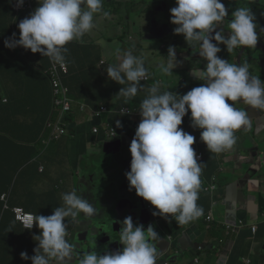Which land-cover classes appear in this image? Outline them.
Listing matches in <instances>:
<instances>
[{
	"label": "crops",
	"instance_id": "crops-1",
	"mask_svg": "<svg viewBox=\"0 0 264 264\" xmlns=\"http://www.w3.org/2000/svg\"><path fill=\"white\" fill-rule=\"evenodd\" d=\"M8 1L13 2L0 0V97L6 98L3 105L0 104V264H31L30 259L22 260L20 253L27 252L31 257L37 247L38 242L33 237L40 234V229L35 224L28 229L29 224L20 222L14 209L21 208L31 215H51L55 208L63 205V193L75 190L83 196L85 185L89 186L87 191L94 200L95 215L80 213L75 220L69 217L65 221L68 223L66 239L78 250L92 251L95 248L103 254L106 249L112 251L113 246L116 250L122 249L119 242L121 222L131 215L134 224H143L146 230L151 223L160 234L158 264L167 261L170 264H264L263 180L256 174L247 186L245 183L236 185L227 176V171L238 159V152L235 153V148L224 153L207 151L206 145L200 141L201 130L190 126V112L184 117L181 127L196 137L193 147L203 163L197 201L203 215L185 225L153 217L151 213L155 209L149 208L148 202L137 197L134 190H129L125 176L130 171L129 148L141 119L140 104L148 89L158 85L160 92L167 90L183 95L194 88L169 82L155 74L154 79L148 77V82L141 81L143 90L125 102L123 97L117 96L125 85H118L107 77V66L120 63L119 58L129 50L134 51L140 40L147 45L152 42L150 39L142 40L134 32V23L142 17L138 27L140 31H144L146 25L151 24L153 28L157 24L150 17L155 0L149 8L135 7L134 13L130 9H122L127 6L126 2L110 0L105 11L108 16L105 17L104 12L97 13L94 16L95 27L81 39L67 45L65 64L68 72L65 76L60 74V90L64 99L71 100L72 109L65 119L59 118V113L54 111L58 97L47 75L53 66L58 70L60 66L39 53L33 54L22 47L10 50L4 46V41L13 33L19 38L18 24L39 6L37 0L33 10L17 14ZM141 2L145 3L138 0V4ZM222 2L229 11L226 20L231 19V12L238 7H248L253 11L258 24L259 45L264 40V30H261L264 29V0ZM109 20L113 25L118 24L112 31L123 28L113 33V38H107L102 31ZM164 25H170L165 18ZM171 26L174 29L175 26ZM217 29L225 34L230 32L226 22L217 25ZM117 35H120V42L128 38L118 55L114 49L109 51L103 47L114 43ZM156 36L159 43L156 59L165 63V51L169 46L178 47L180 43L171 32H157ZM179 40L186 47L184 57L187 55L195 61L194 66L203 68L206 61L198 53L193 54L192 45L183 35H179ZM84 44H95L97 50L90 53L84 49ZM220 47L222 51L218 55L234 64H244L255 50L241 46L227 52L223 45ZM88 53L91 64L84 62ZM185 62L184 65L189 63ZM35 69L42 70V75L35 74ZM98 71L99 83L93 80L92 74ZM186 73L191 76L188 71ZM98 113L101 115L97 116ZM117 120L122 127H116ZM6 121L9 123L3 126ZM58 128L64 132H58ZM95 129L99 134L94 133ZM263 157L264 154L257 158V162L264 164ZM97 173L101 175L99 179ZM212 185L215 189L207 190ZM4 196L6 202L3 201ZM100 200H104L103 204ZM208 217L212 218L211 221L207 220ZM254 226L258 227L256 233L252 230ZM95 228L104 229L109 242H104L102 230L99 232ZM187 253L193 255L192 261H185ZM202 253H215L216 260L203 263L200 260ZM50 264H56V261L52 260Z\"/></svg>",
	"mask_w": 264,
	"mask_h": 264
},
{
	"label": "clouds",
	"instance_id": "clouds-1",
	"mask_svg": "<svg viewBox=\"0 0 264 264\" xmlns=\"http://www.w3.org/2000/svg\"><path fill=\"white\" fill-rule=\"evenodd\" d=\"M37 3L39 6L19 22V38L13 33L4 46L39 53L63 67L67 45L95 27L94 16L102 12L103 0H37ZM23 4L24 0H16L18 8ZM175 5L170 9L174 34L183 35L192 45L193 54L198 53L206 61L203 68L193 66L190 70L191 76L202 83L183 95L160 92L158 85L148 89L140 104L141 119L130 143V171L125 176L129 190L153 206V217L185 225L203 215L197 203L203 163L193 147L196 137L181 127L184 117L191 113L190 126L201 130L200 141L207 151L231 150L237 143L235 133L250 124L248 111L238 109L235 104L242 101L250 109L264 110V81L251 75L247 63H230L218 55L222 51L220 45L227 52L241 46L256 48L258 24L250 8L238 7L231 12V19L226 20L229 11L222 0H175ZM103 15L106 17L108 13ZM225 22L228 34L217 29V25ZM181 64L176 49L169 46L166 62L159 68L170 76ZM105 71L111 81L125 85L117 94L125 102L143 90L141 81L148 78L144 60L131 50L124 53L120 63L108 65ZM116 127H122L119 120ZM61 199L63 205L51 215L29 217L28 229L35 224L40 234L33 237L38 242L35 254L29 257L27 252H21L22 260L30 259L31 264H50L52 260L56 264L159 263L160 234L151 223L146 230L143 224H134L131 215L121 222L122 249H106L103 254L95 248L78 250L66 239L65 221L69 217L75 220L80 213L93 216L96 209L75 190L63 193ZM166 263L170 264L168 261L162 264Z\"/></svg>",
	"mask_w": 264,
	"mask_h": 264
},
{
	"label": "rangeland",
	"instance_id": "rangeland-1",
	"mask_svg": "<svg viewBox=\"0 0 264 264\" xmlns=\"http://www.w3.org/2000/svg\"><path fill=\"white\" fill-rule=\"evenodd\" d=\"M109 1L110 0L104 1V4L102 6L103 7L102 12L106 11ZM118 1H123L126 3L129 2L128 7L130 10L134 9L135 7H138V8L148 7L149 8V3L147 1H146V3L141 2L137 5L132 3L133 0H118ZM155 1H157V0H155ZM12 3L16 6V0H13ZM31 5H34V4H31ZM156 6H157L156 9L151 11L150 13L152 14L154 11L156 12L155 16L158 17V19L160 20V24H161L160 29L162 30L161 32H163V34L171 32L172 35L177 37L180 45L178 47H175V46H173V47L176 49L177 60L182 61V64H181V66L174 69L173 75L168 76V75L163 74V72L159 68V65L162 64V62L160 59H156L157 58L156 56L158 55V49L150 47V45L158 46V44H159L157 41H154L155 38H157L155 31H152L148 25L144 26V31H140L138 29L139 24H141V22H142V20H141L142 17L137 19V22L134 23V28H135L134 32H137L138 35L142 37L141 38L142 40L148 41V39H150V40H152V42H150L149 45H147L146 42L143 43V41L140 40L137 48L134 51H132L133 55H136V56H138L144 60L145 67L148 71V77L149 78L154 79V75L157 74V75L161 76L162 78H166V80L169 82H173L175 84H182L184 87H189V86L198 87L200 85V83H198L197 81L192 79V77L188 73H186V71H188L190 73V70L193 68L195 61L192 59H189L187 55L184 57V51H185L186 47H185L184 43L179 40V35L174 34V29L172 28L171 23H170V19H171L170 9L176 6L175 0H164L159 5L156 4ZM162 13L165 14L163 17H162ZM144 16L145 15H143V17ZM164 18L167 19V21H169L170 25L162 26ZM105 23L108 26L104 27L105 29L103 31V34L107 38H113V33L116 34L119 30L123 29L121 27L120 29H116L115 31H112L113 28L115 27L112 24V20H109L108 23L107 22H105ZM146 29L148 30L147 32H146ZM119 37H120V35L115 36L114 38H117V40L114 43L109 44L108 47L106 45H103L104 49L108 48L109 51L112 49H114L116 51L117 48L119 50L122 49L124 47V43L128 42V38L125 37L120 42ZM165 53L167 54V50L165 51ZM122 58H123V56L120 57L119 59L122 60ZM183 59L185 61H188L189 63L187 65H184L186 62L183 61ZM199 61H200V59H197V62H199ZM107 62L109 63L108 60H107ZM195 67L198 68V66H195ZM148 81H146V82H148ZM4 100H6V98H3V100L0 103H2ZM4 120H6V119H4ZM8 123H9V121H6L3 124V126H6ZM97 175H98V179H99L101 175L99 173H97ZM88 189H89V186L85 185V194L83 195V197L88 199L90 203H93L94 200L91 198L90 193L87 191ZM92 196L94 197V195H92ZM101 198L108 199V197H101ZM103 201L104 200H100V203L103 204ZM95 229L97 231H99V229H101V228H95ZM211 238H212V236H211ZM184 259H185V261H192L193 255H191L190 253H187L184 256ZM200 260L203 263L208 262V261H215L216 260L215 259V253H202Z\"/></svg>",
	"mask_w": 264,
	"mask_h": 264
},
{
	"label": "water",
	"instance_id": "water-1",
	"mask_svg": "<svg viewBox=\"0 0 264 264\" xmlns=\"http://www.w3.org/2000/svg\"><path fill=\"white\" fill-rule=\"evenodd\" d=\"M156 26L157 24H155L154 31L158 32ZM244 63L248 64L251 75L264 81V40L256 46ZM228 103L231 102L228 101ZM235 107L248 111L250 124L247 129L242 128L235 133L237 143L234 148L235 153L238 152L239 156L237 160L233 161L232 167L227 171V176L234 180L236 185L245 183L247 186L249 180L254 175L259 174L264 186V164L257 162V158L260 159V156L264 154V141H262L264 135V110L250 109L242 101L236 102ZM101 233H103L104 242L110 240L104 236L106 233L104 229ZM115 250L116 248L113 246L112 251Z\"/></svg>",
	"mask_w": 264,
	"mask_h": 264
},
{
	"label": "built area",
	"instance_id": "built-area-1",
	"mask_svg": "<svg viewBox=\"0 0 264 264\" xmlns=\"http://www.w3.org/2000/svg\"><path fill=\"white\" fill-rule=\"evenodd\" d=\"M17 9H30L28 8L26 5L23 4L22 7H16ZM68 72V67L67 65L65 64L63 67L60 66V69L58 70V68L56 66L52 67L50 69V71L48 72V76L50 77V81L52 83V85L54 86V90H55V94L56 96L58 97V99L56 100V103H55V106H56V109L54 111L58 112L59 113V118L61 119H65V115L67 113H70L71 112V100H66L62 97V92H61V78H60V74H64L66 75ZM147 79L143 80V81H146ZM101 113H98L97 116H100ZM58 132H64L63 129L61 128H58L57 129ZM94 133L95 134H99V130L98 129H95L94 130ZM114 136V135H113ZM213 190L215 189V186L212 185L210 188H207V190ZM148 207L151 208L153 206L150 205V203H148ZM14 212H15V215L17 217V219L22 222V223H25V224H30V220H29V217L30 216H33L31 214H28L26 212L23 211V209H20V208H16L14 209ZM211 217H208V221H211ZM257 229L258 227L257 226H254L252 227V230L254 233L257 232ZM235 231V230H233ZM167 264V263H166Z\"/></svg>",
	"mask_w": 264,
	"mask_h": 264
},
{
	"label": "trees",
	"instance_id": "trees-1",
	"mask_svg": "<svg viewBox=\"0 0 264 264\" xmlns=\"http://www.w3.org/2000/svg\"><path fill=\"white\" fill-rule=\"evenodd\" d=\"M34 1L35 0H24V5H26L28 8H30V9H17V8H15L14 7V4L12 3V2H10V1H8V3H10V4H12V9H14V12L17 14V13H20V12H22V11H25V10H33V8H35L34 7V5H31V4H34ZM146 1L149 3V6H151V5H153V0H144V2L146 3ZM160 1H162V0H157V1H155L154 3H158V2H160ZM132 3L133 4H138V0H134V1H132ZM128 4L129 3H127V6L126 7H122V9H124V10H127V9H129V7H128ZM133 13H134V10L132 9L131 10ZM132 12H129V13H131L132 15H134ZM165 14L164 13H162V17L164 16ZM115 18H117V15H115L114 16ZM122 19V18H121ZM120 24H123L122 23V21H120ZM116 25H118V24H115L114 26H116ZM104 29L105 28H103V30L102 31H104ZM12 36V35H11ZM84 46H85V50H87V51H89L90 53H93L95 50H97V47H96V45L95 44H84ZM158 53H159V50H158ZM89 53L88 54H86L85 56H84V62L86 63V64H91V61H90V59H89ZM93 62V61H92ZM54 67V66H53ZM41 71L42 70H34V73L35 74H39V75H42V73H41ZM50 71V69L48 70V72ZM93 74V80L95 81V82H97V83H99V75H100V72L98 71L96 74H94V73H92ZM47 75H49L48 73H47ZM65 76V75H64ZM72 94V93H71ZM73 96V95H72ZM3 100V97H0V102ZM3 103V102H2ZM2 103H0V104H2ZM44 145H47L46 143H44ZM3 201L4 202H6L7 201V198L4 196V198H3ZM7 206H8V208H9V203H7ZM6 206V207H7ZM21 209V208H20ZM24 211V210H23ZM25 212V211H24Z\"/></svg>",
	"mask_w": 264,
	"mask_h": 264
},
{
	"label": "flooded vegetation",
	"instance_id": "flooded-vegetation-1",
	"mask_svg": "<svg viewBox=\"0 0 264 264\" xmlns=\"http://www.w3.org/2000/svg\"><path fill=\"white\" fill-rule=\"evenodd\" d=\"M163 1H164V0L158 2L157 5H159V4L162 3ZM154 5H155V6H154V7H155L154 10H155L156 7H157V6H156V3H154ZM155 14H156V12L154 11V12L151 14V16H150L151 19L156 20V21H157V25H158V26H161V24H160L159 21L157 20L158 17H156ZM149 28H150L152 31H154L155 26L152 28L151 24H149ZM155 33L157 34V32H155ZM154 41H156V39H155ZM150 47H151V48H156L157 46L150 45ZM262 141H264V135H263V137H262ZM262 141H261V142H262ZM261 142H260V143H261Z\"/></svg>",
	"mask_w": 264,
	"mask_h": 264
},
{
	"label": "bare ground",
	"instance_id": "bare-ground-1",
	"mask_svg": "<svg viewBox=\"0 0 264 264\" xmlns=\"http://www.w3.org/2000/svg\"><path fill=\"white\" fill-rule=\"evenodd\" d=\"M157 29H158V32H161L162 30L161 29H159L158 27H157Z\"/></svg>",
	"mask_w": 264,
	"mask_h": 264
}]
</instances>
